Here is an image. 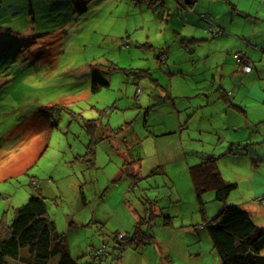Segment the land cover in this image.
<instances>
[{
	"label": "rangeland",
	"instance_id": "rangeland-1",
	"mask_svg": "<svg viewBox=\"0 0 264 264\" xmlns=\"http://www.w3.org/2000/svg\"><path fill=\"white\" fill-rule=\"evenodd\" d=\"M79 3L80 14L69 0H0V221L40 189L77 264L94 263L85 255L104 243L100 264H116L123 251L111 238L131 236L135 222L161 254L149 244L125 264H157L165 246L174 264H219L203 223L223 207L264 230V45L254 52L262 65L245 60L250 82L233 84L246 114L213 95L224 59L213 51L227 46L223 36H262L264 0H195L191 10L177 0ZM245 39L241 57L252 48ZM94 78L108 87L92 94ZM53 106L48 122L41 110ZM90 140L93 166L76 158ZM208 157L237 187L223 201L208 190L199 204L188 170ZM131 162L139 168L125 172Z\"/></svg>",
	"mask_w": 264,
	"mask_h": 264
},
{
	"label": "trees",
	"instance_id": "trees-1",
	"mask_svg": "<svg viewBox=\"0 0 264 264\" xmlns=\"http://www.w3.org/2000/svg\"><path fill=\"white\" fill-rule=\"evenodd\" d=\"M69 1L79 14L84 11L79 3L80 0ZM182 1L188 4V0ZM103 87H108L107 82L94 78L91 80L89 91L95 94ZM58 110L55 106L46 109V111L41 110V116L49 122L48 118L51 115L49 112ZM53 125L51 124V127ZM105 138L101 137V141ZM92 145L90 140L85 147V154L76 157L79 162L86 161L93 166L94 146ZM134 163L131 162L124 171L129 172ZM122 173L124 175L131 174L134 178L138 177L133 173L125 174L123 171ZM188 174L196 201L199 204H203L202 194L208 190L214 192L217 201H223L237 187L234 183H225L222 180L217 170V159L214 157L201 158L199 164L189 168ZM39 190L34 189L28 201L14 209L13 216L7 224L0 221V264H48L54 259H56L55 264H77L64 245V236L57 233L53 221L49 219L45 204L46 197L42 196ZM149 216L154 217V212L151 209ZM138 224L139 222L135 223L137 232L126 237L124 243L119 244L116 241L117 234L113 235L112 241L114 244H118V248L114 249L122 252L132 243L142 242L149 238L148 234L141 233L137 227ZM203 227L210 239L212 249L219 259V264H249L246 259L247 253L261 254L264 251V230L257 227L236 206L223 207L215 217L204 222ZM104 246L108 247V244L104 243L97 249L92 247L85 256L88 257L87 259L92 257L97 260L99 253L95 254V252ZM118 258L115 257L113 260ZM108 262L106 260V263ZM85 264H100V260H97V263H90V260H87Z\"/></svg>",
	"mask_w": 264,
	"mask_h": 264
},
{
	"label": "crops",
	"instance_id": "crops-1",
	"mask_svg": "<svg viewBox=\"0 0 264 264\" xmlns=\"http://www.w3.org/2000/svg\"><path fill=\"white\" fill-rule=\"evenodd\" d=\"M184 2L185 1L177 0V4L182 5L184 7V9H190L191 10L193 8V5H194L195 0H193V2H189V0H188V4H186ZM261 17L264 18V15H261ZM262 24L264 26V22H262ZM254 31L255 30H249L247 32L241 31L240 32V35H238V37H236L237 39L231 37V35H229V37L223 36V37H227V38H223L222 37V38H220V40L225 39L226 42H227V46L226 47L215 48L214 51H213V52H215L216 50H218L219 51V54L224 55V59L221 62L219 61L220 63L219 62H218V64L215 63V70H217V74L215 75V78L218 80V82H217V84L214 83V84L211 85V87L213 89L212 91H214V94L213 95H216L217 97L219 96V100L218 101L221 102V103L227 104L226 103L227 101L230 102V107H233V110L234 111L240 112L242 114H246V112L243 111V109L245 108V106L243 105V103L241 101H237L236 95H233V92H234V90H233V84H236L235 92H238L240 88H243V85H240L239 86L236 83L237 80H239L240 78H242V82L245 83V84H247V82H250L248 79L251 78V76L253 75L252 70H254V66H253V69L248 74H244L243 71H241V69H240L241 63H239L238 57L243 58L245 64H248L245 61V60H247V61L251 62L252 65L254 63H257V64H261L262 65V62H261L262 59L261 58H258L255 55V53H256L255 50L262 49V47L264 45V31L262 32V36H257V38H255ZM247 36H249V37H247ZM245 37L249 40V43L251 42L250 45L252 46V48L250 50L249 49L246 50L245 51V56L241 57L240 55L238 56V54L240 53V51L244 47L243 46L244 45L243 44V40H246ZM201 52L204 53V56L205 57L209 55V53H205L206 50H204V51L201 50ZM257 58H258V61H256ZM231 62H232V64H231ZM219 64H220V66H219ZM226 65H227L228 69H224L223 70V68ZM261 65H259V66H261ZM220 67L222 68V70L220 69ZM219 70H221V75H219V73H218ZM226 73H228L227 76L224 75ZM224 76L226 77V79H229L230 80V84L231 85H228L222 79L221 80L218 79V77H224ZM215 86H216V89H214ZM229 86H231V89H229ZM260 107L261 108H264V103H262L260 105ZM228 114H230L231 117H232V115L235 114V113L233 111H231L229 108H227V115ZM247 128L248 127L246 126L245 129H247ZM250 128L251 129L258 128V126H255L254 124L251 123ZM169 130H171V129H169ZM231 151H232V149H231ZM79 156H83V155H79ZM79 156H77V157H79ZM133 165H134L135 168H139V167H136L137 166L136 163L132 164V166ZM217 170H218V167H217ZM218 172H219V170H218ZM220 177H221V174H220ZM225 183H227V182H225ZM257 200L261 204L262 201H263V197H259ZM251 209H253V208L251 207ZM254 209H256V207ZM254 211H257V209L254 210ZM243 212L245 213V211H243ZM156 216H157V211H154V217H156ZM135 231H136V226L134 225L133 226V230H132L131 233L133 234ZM148 237H149L148 239H145L142 242H138V243L134 242V243L131 244V246L126 247L123 250V253L120 255V257L117 259L116 264H125L126 253H128L129 255L135 257V254H134L135 252H133V251H136L137 252L138 249H143L144 250L143 247H146L149 244L153 245V248H152V250H150V252H152L153 254H159L160 255L161 254L160 249H159L157 243H154V241L156 239H154V237L151 236V235H148ZM198 239L199 238L197 237V241H198ZM64 245H65V240H64ZM162 249H163V258H161V260L157 264H174V259L171 257V253L169 252L168 248L165 246V247H162ZM261 254L264 255V251ZM164 259H166V260H164ZM134 264H139V263H136L135 262Z\"/></svg>",
	"mask_w": 264,
	"mask_h": 264
},
{
	"label": "water",
	"instance_id": "water-1",
	"mask_svg": "<svg viewBox=\"0 0 264 264\" xmlns=\"http://www.w3.org/2000/svg\"><path fill=\"white\" fill-rule=\"evenodd\" d=\"M246 259L249 264H264V255L247 253Z\"/></svg>",
	"mask_w": 264,
	"mask_h": 264
},
{
	"label": "built area",
	"instance_id": "built-area-1",
	"mask_svg": "<svg viewBox=\"0 0 264 264\" xmlns=\"http://www.w3.org/2000/svg\"><path fill=\"white\" fill-rule=\"evenodd\" d=\"M250 71H251V66L248 65V64H244V65H243V72H244V73H248V72H250ZM124 237H125L124 235L117 234V235H116V240H117V241H123V240L125 239ZM106 250H107V246H104L102 249H100V250H96L95 254L101 253V251H102V252H105ZM97 260H99V259H97ZM97 260H94V262L97 263ZM98 263H99V262H98Z\"/></svg>",
	"mask_w": 264,
	"mask_h": 264
}]
</instances>
